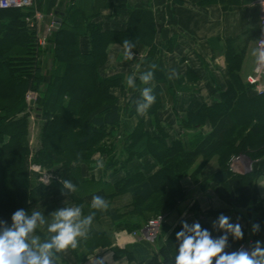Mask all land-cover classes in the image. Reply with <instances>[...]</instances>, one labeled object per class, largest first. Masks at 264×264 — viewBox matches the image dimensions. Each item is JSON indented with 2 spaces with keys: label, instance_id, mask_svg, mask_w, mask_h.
<instances>
[{
  "label": "trees",
  "instance_id": "1",
  "mask_svg": "<svg viewBox=\"0 0 264 264\" xmlns=\"http://www.w3.org/2000/svg\"><path fill=\"white\" fill-rule=\"evenodd\" d=\"M76 9L83 26L77 27L67 17L52 32V68L48 79L42 76V52L36 35L26 25L31 10H0V233L12 227V215L17 210L23 209L30 217L34 208L62 192L59 182L66 179L70 165L87 163L95 153L108 157L106 164H128L147 155L158 162L160 168L151 177L127 176L123 182L122 192L128 191L133 198L131 212L142 224L156 214H170L185 200L181 182L197 159L205 164L217 157L219 170L210 177L215 183L225 185L236 176L243 184L254 185L260 170L237 176L228 165L237 156L250 161L264 159V93L259 95L252 85L242 84L238 75L240 53L226 52V71L232 83L219 93V102L187 113L180 121V127L186 130L209 124L208 134L196 133L189 145L181 138L167 142L168 135L158 118L161 97L157 87L153 89L155 103L148 110L152 119L138 121L137 128L119 143L123 144L124 154L122 159H117L115 146L118 145L113 143L121 124V110L113 90L122 86V80L120 76L103 77L100 69L106 63L110 44H123L129 39L135 48L151 46L147 40L150 14L131 10L124 32H108L94 22L96 14L86 15L84 10ZM82 35L89 38V49L84 53L79 49ZM153 76L160 79V71L153 70ZM29 92L39 95L32 106L25 100ZM131 107L134 113L136 103ZM33 116L38 131L36 143L31 147ZM31 164L55 174L57 180L42 184L38 174L31 172ZM252 205L255 217L250 234L241 227V239L231 232L213 237L215 240L227 236L226 253L236 252L249 240L253 249L257 243L264 249V206L262 201H257L255 190ZM140 226L138 222L130 232ZM200 226L202 231H208L206 226ZM254 226L258 228L254 230ZM169 230L165 225L161 227L152 243L157 246V252L147 264H176L180 241L176 233L184 230L183 224L178 223L164 237ZM122 253L129 256L130 250ZM51 259L53 264H66L55 250Z\"/></svg>",
  "mask_w": 264,
  "mask_h": 264
},
{
  "label": "crops",
  "instance_id": "2",
  "mask_svg": "<svg viewBox=\"0 0 264 264\" xmlns=\"http://www.w3.org/2000/svg\"><path fill=\"white\" fill-rule=\"evenodd\" d=\"M260 1L35 0L36 7L41 12L52 16V24L55 12L63 14L59 27L67 17L68 21L77 27L83 26L74 11L75 8L84 10L86 15L96 14L94 22L102 31L108 32H124L131 10L149 12L147 40L151 46L145 44L137 50L134 48V58L125 60L123 44H110L107 48V60L100 69V74L103 77H121L122 86L113 90L116 104L121 111L126 107L124 99L129 98V93L130 101L127 104L131 106L142 99L141 91L144 87H158L161 97L158 118L165 134L168 135L167 142L171 141V138H181L188 145L196 133L208 134L211 126L205 124L199 129L186 130L180 127V121L186 118L187 113L219 102V93L232 83L226 71L227 50L240 53L242 60L238 75L242 84H247L246 78L252 74L257 64L253 50L257 48L256 43L261 36ZM79 49L81 53L89 49L87 36L80 37ZM140 54L142 58L148 57L149 61L142 63V60L135 59L139 58ZM153 63L157 65L156 69L160 71L161 78H153L149 85H144L139 76L145 71L155 70L149 68ZM47 67L51 70V59ZM173 69L178 78L169 79ZM129 75L135 76V88L127 86ZM254 91L256 92L255 89ZM141 119L148 121L152 117L148 113L142 117L136 111L131 112L127 121L121 122L120 132L124 135L131 134ZM122 154L124 150L118 147L115 158L122 159ZM107 159L109 158L106 156L101 157L103 168L85 162L70 165L65 180L70 181L77 190L71 192L63 187L62 192L51 195L46 203L34 208V211L41 212L45 223L40 224L38 221L36 229L29 234L27 242L30 247L36 248V245L32 244L34 238H38V245L50 240L54 235L48 231V226L53 222L52 214L56 210L80 206L82 216L94 212L95 217L86 238H78L76 249L69 247L65 252H58L66 264L148 263L157 252V246L141 240L138 236L134 237L130 232L139 222L141 226L133 232L140 234L138 231L142 222L131 212L132 195L122 190L127 176L147 179L154 175L160 166L150 155L137 157L128 164H106ZM257 162L259 164H250V170H260L261 175L252 186L243 184L236 176L231 177L225 185L215 183L210 177L217 172L220 164H192L189 174L181 182L186 198L175 211L167 214L164 225L170 230L164 237H167L178 223H187L190 228L196 223L206 226L212 238L227 234L229 231L218 226L221 215L228 217L230 224H239L250 234L255 217L252 205L254 190L257 201H262L264 206V159ZM200 168L202 169L199 170ZM241 170V166H236V172L233 170L232 173L238 176L250 171L242 173ZM96 195L103 197L107 202L106 209L91 208L92 197ZM181 242L179 241V246ZM245 244L250 245L251 241ZM125 249L130 250L129 256L122 253Z\"/></svg>",
  "mask_w": 264,
  "mask_h": 264
},
{
  "label": "clouds",
  "instance_id": "3",
  "mask_svg": "<svg viewBox=\"0 0 264 264\" xmlns=\"http://www.w3.org/2000/svg\"><path fill=\"white\" fill-rule=\"evenodd\" d=\"M264 45V42H261ZM136 47L129 39L123 41V56L125 60L134 58L133 49ZM256 56V62L259 66H264V47H258L253 50ZM150 69H156V64L149 65ZM178 78L177 72L173 69L169 79ZM153 71L148 70L140 74L139 80L144 85H149L153 80ZM127 86L135 88V76L127 77ZM141 100L136 103V112L139 116H146L150 107L155 103L156 96L151 87H144L141 91ZM98 168H103L102 161L97 163ZM50 178L46 179V183ZM63 187L71 192H75L76 187L67 180L61 181ZM91 208L104 210L107 208V202L101 196H93ZM54 220L48 226V231L54 233L50 240L37 245V239L32 240L36 248L30 247L27 238L36 227L37 222L45 223V219L40 211H33L29 217L23 210H17L12 215L13 225L11 228L0 233V264H53L51 256L53 250L56 252H65L69 247L76 249L78 238H86L95 217L92 212L87 216H82L80 206L66 207L56 210L53 214ZM218 226L231 232L237 239H241L243 233L239 224L229 223V218L221 215ZM184 230L176 233V238L180 241L176 264H264V249L257 246L251 252L237 251L226 253L224 251L227 242V236H221L219 239H213L207 230H201L199 223L191 228L187 223L183 225ZM258 226H254L256 230ZM187 233H191L188 235ZM259 257V259H258Z\"/></svg>",
  "mask_w": 264,
  "mask_h": 264
},
{
  "label": "rangeland",
  "instance_id": "4",
  "mask_svg": "<svg viewBox=\"0 0 264 264\" xmlns=\"http://www.w3.org/2000/svg\"><path fill=\"white\" fill-rule=\"evenodd\" d=\"M36 10H38L39 11V13L41 14V18H40V20L38 21V22H36V21H33V22H31V23H26V25H27V27L30 29V30H32L34 33H35V35H36V39H37V44H38V47H40V50H41V52H42V55H41V57H40V61H41V65H42V69H43V77L45 78V79H48V75H49V72L51 71L47 66H48V61H50V59H51V61H52V56L50 55V50L53 48V46H52V42H51V40H52V31H50L49 30V28L52 26V23H51V18H52V16L48 13V14H45V13H43V12H41L40 10H39V8L38 7H36ZM69 10H67V12H68ZM32 14V13H31ZM30 14V15H31ZM30 15L27 17V18H29L30 17ZM138 48H135V50H137ZM133 51H134V49H133ZM49 57H51L50 59H49ZM143 57V56H142ZM141 57V54H140V56H139V58H135V59H137L138 61L139 60H142L143 62L142 63H144L145 61H149L148 60V57L146 58H142ZM150 59V58H149ZM141 63V64H142ZM127 92H129V91H127ZM28 94V95H27ZM26 95H25V100L27 101V103L29 104V106H32V105H34L38 100H39V95L38 94H33V93H31V92H29V93H27ZM130 94L131 93H129V96H127V97H129V98H125L124 100H125V102L124 103H126V107L123 109V111H121V122L123 121H127V118L129 117V115L131 114V106L129 105L128 106V101H130ZM29 102H31V103H29ZM121 125L122 124H120V126H119V128H118V130H116L115 132V136H116V140H115V142L113 143V145L114 144H116V145H118V146H115V148H117V147H122L123 146V144H121V145H119V143L120 142H122V141H124V138H125V136H127V135H124L123 133H121L120 132V129H121ZM37 131H38V126H37V124H36V120H35V117L33 116V117H31V124H30V143H31V147L32 146H34V143H36V135H37ZM118 134V135H117ZM108 143L107 144H109V142H110V140L109 141H107ZM101 157H102V155L101 156H99V154L97 155L96 153H95V155H93L92 156V158L90 159L91 161H89V162H87V164H97L98 162H100V161H102L101 160ZM260 160V159H259ZM259 160H255V161H250L248 158H246V157H244V156H237V157H233V158H231L230 159V161H229V169H230V171L232 172L233 170L236 172V166H241L242 168H243V170H241V171H243L242 173H244V172H247L248 170H250V164H259V162H257V161H259ZM212 161V162H211ZM261 161V160H260ZM213 162L215 163V164H218L219 162H218V159H217V157H214V158H212V159H210L209 161H207V163H205V164H213ZM86 163V162H85ZM107 163V162H106ZM243 163V164H242ZM194 164H202V159H197L196 161H195V163ZM237 164H239V165H237ZM245 164H247V165H245ZM246 166V167H245ZM202 168H200L199 170H201ZM232 169V170H231ZM42 170H44V171H46L45 169H43L42 168ZM219 170V169H218ZM252 170H250L248 173H250ZM248 173H246V174H248ZM198 175V174H197ZM235 175H237V174H235ZM245 175V174H244ZM239 176H242V175H239ZM158 215H162L163 216V221H162V223L160 224V227H159V231H158V233H157V236H156V238H155V240L157 239V237L159 236V234H160V230H161V227L166 223V218H167V214L166 213H160V214H156V215H154V216H152L151 218H149L148 219V221L150 220V219H154V217H156V216H158ZM147 221V222H148ZM146 222V223H147ZM146 223H143L142 224V227H141V229H140V231H138V233H141L142 232V229L144 228V226L146 225ZM133 233V232H132ZM138 237L141 239V240H143V238L141 237V234H138ZM154 240V241H155ZM240 247V246H239ZM238 247V248H239ZM241 247H244V250L243 251H247V252H249L250 254H251V252L254 250L253 248H252V246H251V244L250 245H247V244H242L241 245ZM237 252V251H236Z\"/></svg>",
  "mask_w": 264,
  "mask_h": 264
},
{
  "label": "built area",
  "instance_id": "5",
  "mask_svg": "<svg viewBox=\"0 0 264 264\" xmlns=\"http://www.w3.org/2000/svg\"><path fill=\"white\" fill-rule=\"evenodd\" d=\"M260 7V27H261V36L257 40L256 46L258 47H264V45L261 44V42H264V0H261L259 2ZM6 9H19V10H31V15L29 18H26V23H31L33 21L38 22L41 18V14L38 10H36V2L35 0H0V10H6ZM50 30V29H49ZM246 81L248 84L254 86L257 94H263L264 93V66H259L256 64L252 74L246 78ZM28 95V94H27ZM31 170L39 173L40 181L43 184H49L46 183V179L50 178V181L54 179V176L52 174H48L45 171H42L40 167L32 165ZM163 221V216L158 215L154 217V219H150L144 228L142 229L141 237L143 240L147 242H154L157 233L159 231L160 224ZM136 235L135 233L133 234ZM244 250V247H239L237 251Z\"/></svg>",
  "mask_w": 264,
  "mask_h": 264
},
{
  "label": "water",
  "instance_id": "6",
  "mask_svg": "<svg viewBox=\"0 0 264 264\" xmlns=\"http://www.w3.org/2000/svg\"><path fill=\"white\" fill-rule=\"evenodd\" d=\"M63 14L59 12L54 13V19L51 30L55 32L62 21Z\"/></svg>",
  "mask_w": 264,
  "mask_h": 264
},
{
  "label": "bare ground",
  "instance_id": "7",
  "mask_svg": "<svg viewBox=\"0 0 264 264\" xmlns=\"http://www.w3.org/2000/svg\"><path fill=\"white\" fill-rule=\"evenodd\" d=\"M243 164V163H242ZM246 167V166H245Z\"/></svg>",
  "mask_w": 264,
  "mask_h": 264
}]
</instances>
